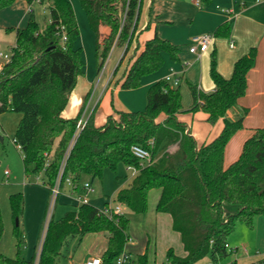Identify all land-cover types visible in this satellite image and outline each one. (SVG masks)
<instances>
[{
  "label": "trees",
  "instance_id": "obj_1",
  "mask_svg": "<svg viewBox=\"0 0 264 264\" xmlns=\"http://www.w3.org/2000/svg\"><path fill=\"white\" fill-rule=\"evenodd\" d=\"M14 1L0 0V9ZM78 1L96 35L101 23L110 28L108 37L102 43L98 39L96 42L99 71L114 44L125 47L110 82L114 80L115 88H139L143 77L163 66L164 53L179 61L180 47L155 33L143 47L134 48L121 72L136 38L143 0ZM48 10L50 21L44 26L31 19L26 27L16 29L11 59L0 70V114L22 113L13 140L21 148L25 176L43 172V184L51 192L58 178L62 188L68 178L78 186L84 174L93 181L102 179L107 169L118 177L120 164L135 166L139 172L128 187L119 190L117 202L133 213L143 214L148 210L149 192L161 190L156 211L171 216L172 227L180 234L186 252L179 256L170 248L166 255L170 264H194L207 256L213 260L228 256V241L237 225L253 228L255 216L264 214V126L255 128L246 139L238 159L228 166L224 164L226 147L243 128L248 109H243L236 120H230L227 113L246 94L247 75L255 66L257 48L251 47L235 62L229 78L218 71L213 52L210 75L215 90L206 93L189 83L193 97L189 109L183 108L180 87L160 79L149 87L144 110H115L103 125H97L92 114L77 133L91 91L75 117L67 118L62 113L85 74L83 48L77 44L80 29L70 0H52ZM64 32L67 39L63 42ZM230 33L231 23L226 21L215 29L214 36L229 37ZM198 111L207 114L211 125L224 121L219 135L200 147L186 132L187 125L178 119L181 113ZM133 145L148 149L152 161L141 166L132 152ZM163 148L162 156L156 159ZM9 202L17 252L15 257L0 252V264H57L70 236L99 231L108 234L101 262L114 264L130 239V219L125 214L109 217L92 204H80L61 218L50 219L38 258L34 253L28 259L23 255L24 233L16 224V218L20 220L24 212L23 193L11 194ZM3 232L0 208V240ZM138 264H148L147 253L138 256Z\"/></svg>",
  "mask_w": 264,
  "mask_h": 264
},
{
  "label": "crops",
  "instance_id": "obj_2",
  "mask_svg": "<svg viewBox=\"0 0 264 264\" xmlns=\"http://www.w3.org/2000/svg\"><path fill=\"white\" fill-rule=\"evenodd\" d=\"M159 1L160 0H143L139 26L135 34L136 38L129 53L125 57L123 67H121V72L134 48L137 45L143 47L144 43L148 39L152 38L155 33H157L161 38L167 39L171 43L180 47L179 61H173L169 54L164 53L163 66L157 72L143 77L142 85L139 88L122 89L120 87H114V80L112 83L110 82L113 79V72L124 56V46H122V53L116 67L102 82L100 80L98 85L97 79L100 72L98 64H96L95 59L87 55L88 60L87 63H85L84 69L85 74L79 78L77 86L70 96L69 103L62 114H66L67 118L75 117L90 91L91 93L84 108L82 117L88 120V118L94 114L95 123L97 125H103L106 122L107 116L115 114V110L142 111L141 106L142 103L145 104V95L147 103V92L149 87L158 80L164 79L166 75L172 73L173 71L180 77V83L178 86L180 87L182 93L183 108L189 109L193 103L189 83L197 85L199 89L206 93H210L215 90V84L210 75L211 55L213 52L216 54L218 71L224 77L229 78L232 75L235 62L241 56L246 54L251 47H256L258 54L255 66L247 75L246 94L241 97L237 105L232 107L227 113V117L230 120H235V115L239 113V110H243L245 108L248 109V113L243 121V128L233 136L226 147L224 164L225 166H228L238 159L244 142L250 137L247 136L245 139L240 141L237 140L235 145H232L238 135L246 128H251L254 132L255 128L264 126V0H204V2L208 4L204 8H201V2L197 1V3L199 2L197 5L201 9H198L196 6L189 4L186 1L182 2V0H172L171 3L166 2L168 5H166L167 8H164V11L159 8ZM70 2L73 6L80 32L82 29H85V32L88 31V29H90L88 28L90 27V24L79 1L70 0ZM180 2L182 4L178 5ZM33 4V2H29L28 0H15L11 5L0 9V53H3L1 50L3 47H6L10 53L11 49L16 45V29L26 27L31 19L38 22L39 14L36 13V9ZM183 12H189L191 15V24L185 30L179 28L181 21L179 14L183 15ZM185 17H187V13L185 14ZM49 21L50 13L49 19L46 23ZM226 21L231 23V33L229 37L215 36L210 49L200 58L195 57L189 51L191 38L194 35L201 33L214 34L215 29ZM162 23H166V25ZM81 34L82 33H80L79 37H81ZM109 34L110 28L106 24L101 23L99 25V33L98 35H95L96 42L98 39V41L102 43ZM78 45L83 48V45H81L80 42ZM115 46L116 44H114L111 48L109 55ZM83 56L85 59L84 50ZM186 61L189 62V64L185 65L184 63ZM6 62L7 61L0 56V70ZM104 69L105 67L102 70ZM182 85L186 86V88L183 89ZM185 104H187V106H185ZM234 108H236V110L231 111L234 110ZM87 112L88 114L86 115ZM251 117H255V121L252 122L250 119ZM162 119L163 118H161V120ZM178 119L187 125L186 132L196 140L199 147L202 144L209 143L216 138L224 126L223 119H220L214 125L208 123L207 114L202 111H198L196 113L184 112L178 115ZM1 125L2 129L0 132H6L8 129L6 120L2 119ZM3 139L4 137L0 134V140L3 141ZM163 152L164 148L158 152L156 159L160 158ZM6 170L8 169H4L3 171L4 181L6 183H11V172L8 170V174H5ZM134 177L135 176H132L126 187L131 184ZM91 182H93L92 179ZM41 184L42 186L37 183L27 182L24 179L22 183L14 185H0V208L4 223V232L0 240L1 253L10 257H15L16 255V239L13 236L15 220L12 215L9 197L13 193L22 192L24 195V212L19 220V224L26 240V247L23 251V255L29 259L34 255V253L38 254L41 248V238L46 218L47 206L51 196L50 190L43 184V181ZM71 191L72 190L69 185H64L62 194L58 197V200L60 201V199H62L63 203L72 205L74 206L72 209H76L80 203L73 197ZM93 193H91L89 197ZM160 195L161 190L156 193L157 202ZM108 199H105V204L108 202ZM89 203L94 205L90 199ZM155 220L157 233L159 234L160 231L162 232V244L165 250L166 260L167 251L170 248H173L177 255L185 256L186 252L184 250L180 234L172 227L171 216L167 213L157 212ZM238 228L242 230L247 227L239 224L237 225L235 231ZM246 230H248V228ZM234 232L231 234L228 241L230 253L237 251L239 248L233 245L235 238L233 236ZM6 234L10 236V240L7 244L3 242ZM105 235L108 238V234L105 233ZM158 238L156 237V247ZM241 245L246 247L243 242ZM238 252L242 255L244 264H247L246 261L250 258H247L243 251ZM144 253L148 254L147 247L142 248L140 254ZM155 253H157V251ZM64 257L66 256H64L62 250V255L60 256L57 264H61L60 261ZM71 258L72 256L69 255V260L66 261L67 264H74ZM221 260L222 259L213 260L211 257L207 256L194 264H218Z\"/></svg>",
  "mask_w": 264,
  "mask_h": 264
},
{
  "label": "rangeland",
  "instance_id": "obj_3",
  "mask_svg": "<svg viewBox=\"0 0 264 264\" xmlns=\"http://www.w3.org/2000/svg\"><path fill=\"white\" fill-rule=\"evenodd\" d=\"M77 1V0H73ZM172 0H160L159 8L166 9L168 5L166 2L171 3ZM180 1V0H179ZM186 1L189 4H193L198 9L197 1L201 2V8L206 7L208 4L204 0H182ZM33 6L36 9L38 15V22L41 26H44L46 21L49 19V10L48 5L39 4L33 2ZM165 4V5H164ZM182 4L181 2L178 4ZM200 8V9H201ZM187 13V17L185 14ZM180 17V27L182 30H185L191 24V15L189 12H183V15L179 14ZM166 25V23H162ZM88 31L85 32V29H82L80 33L81 37L78 38L77 44L79 42L83 45V50L85 53V63H87L88 56L95 59L96 64H98L99 59L96 56V34L88 27ZM90 33V34H89ZM82 41V42H81ZM114 46V45H113ZM2 52L9 53L6 47H3ZM122 53V47L116 45L113 51L108 55L107 61H105V69L101 70L98 75V83L105 79V77L114 70L116 67L120 55ZM105 71V72H104ZM101 74V77H100ZM105 74V75H104ZM104 75V76H103ZM182 88L186 86L182 85ZM138 95V94H137ZM139 104V103H138ZM141 104V102H140ZM146 105V95H145V104L142 103L141 110L144 109ZM187 106V104H185ZM189 108V107H187ZM234 110L231 111H235ZM88 112L86 113V115ZM243 114V110H239V113L235 115V118H239ZM247 115V114H246ZM245 115V117H246ZM66 117V114H63ZM22 113L8 111L0 114V122L6 120L8 124V129L6 132L2 131L0 134L4 137L3 141L0 140V185H14L29 181L30 183H37L42 186V181L44 179V173L40 172L38 174H31L30 176H25L24 165L22 160V152L18 145L14 143L13 137L16 131V128L20 122ZM16 118V119H15ZM235 119V120H236ZM245 119V118H244ZM251 121H255V117L250 118ZM249 127V126H248ZM253 131L251 128L244 129L241 134L233 141L232 145H235V142L238 140L245 139L247 136H251ZM4 169H8L11 172V183H6L3 177ZM132 178L131 170L128 169L124 164H120L118 168V177L110 169L105 170L104 176L102 179L95 178L91 182V176L84 174L81 177L79 187L80 194H83L82 187L86 182H90L94 188V193L89 197L92 203L98 208H102L105 205V199L110 200L112 204L117 202V195L121 188L128 185L129 180ZM160 191L159 189H152L149 192L148 196V210L143 214H136L131 212L127 207H124V214L130 219V225L128 228V234L130 236L129 241L125 246V251L130 253L133 264H138V256L142 251V248H148V264H170L165 258V250L162 244V232L157 233L155 215L156 211V193ZM51 203V201H50ZM51 216H54L55 219L61 218L68 210L72 209L74 206L65 204L62 202V199L56 200V202L49 205ZM165 215V214H162ZM47 219V218H46ZM45 219V222H46ZM240 224V223H239ZM238 224V225H239ZM243 225V224H240ZM238 228L233 236L234 241L233 245L239 247L237 251L230 253L228 256L223 258L218 264H244V259L238 251H243L247 258H250L246 261L247 264H264V214H258L254 218L253 228H248V230ZM45 231V225H43V232ZM42 232V234H43ZM14 236V235H13ZM10 236L6 234L3 242L5 244L10 240ZM156 237L158 238L157 247H156ZM16 239V238H15ZM245 243L244 245H241ZM17 243V240H16ZM67 243L63 248L64 258L61 259V264H67L68 256H72V262L74 264H79L84 262L88 257H102L103 253L108 247V238L104 232H88L84 236H70L67 240ZM247 249V250H246ZM25 250V249H24ZM23 250V251H24ZM157 251V253H155ZM85 257V258H84Z\"/></svg>",
  "mask_w": 264,
  "mask_h": 264
},
{
  "label": "built area",
  "instance_id": "obj_4",
  "mask_svg": "<svg viewBox=\"0 0 264 264\" xmlns=\"http://www.w3.org/2000/svg\"><path fill=\"white\" fill-rule=\"evenodd\" d=\"M32 2H37L39 4L49 5L52 2V0H33ZM125 17H126V13L121 18L122 22H124ZM62 29H64V27ZM214 38H215V36L213 33H201V34L194 35L191 38V42L189 45V51L195 57L200 58L205 52H207L210 49V47L212 46V44L214 42ZM66 39H67V37H66L65 32H64L63 37H62V41L64 42V41H66ZM0 56L3 57L8 62L11 59L12 52L5 53V54L0 53ZM105 63L103 65L102 69L104 68ZM184 64L185 65L189 64V62L186 61ZM164 79L167 82H170L173 86H178L180 83V77L177 76V74L174 71L172 73L166 75ZM86 122H87V119H84L83 117H81L79 119V121L77 123V133L80 132L85 127ZM1 129H2V125L0 122V130ZM75 139H76V136H75ZM75 139H73L71 145L75 142ZM19 148H20V146H19ZM132 152L137 158L140 159V165L141 166H143L145 163H150L152 161L151 152L142 146L133 145L132 146ZM127 168L131 170L132 176H136L139 172V168H137L135 166H128ZM5 174H8V170L5 171ZM66 184L70 186V188L72 190L71 193H72L73 197L76 198L80 204H90L89 203V195L94 192V188L90 182H86L84 184V186L82 187V189H83L82 195H79L80 194L79 184L77 186L74 183H72L71 178L67 179ZM62 189L63 188L61 187V184H60V178H58L56 184L53 186V188L51 189V192H50L51 203L54 204V202H56V200H58V197L62 194ZM50 201L48 203L47 211H46V218L47 219L45 218L46 222H44L45 231L43 232L42 238H41V248H42V244H43V241H44V238L46 235L48 224L50 222V219L53 217V216H51V211H50V207H49V205H51ZM124 207L125 206L120 204L119 202L112 204L109 200L102 208H98V209H99L100 213L105 214L109 217H113L115 215H123L124 214ZM227 247H229V244L227 245ZM41 248L37 254V258L40 254ZM130 262H131L130 254L128 252L124 251L123 253H121V255H119L116 258L114 264H130ZM79 264H102V262H101L100 257H91V258H88L84 262L79 263Z\"/></svg>",
  "mask_w": 264,
  "mask_h": 264
},
{
  "label": "water",
  "instance_id": "obj_5",
  "mask_svg": "<svg viewBox=\"0 0 264 264\" xmlns=\"http://www.w3.org/2000/svg\"><path fill=\"white\" fill-rule=\"evenodd\" d=\"M16 224H17V225L19 224V219H18V218H16Z\"/></svg>",
  "mask_w": 264,
  "mask_h": 264
}]
</instances>
